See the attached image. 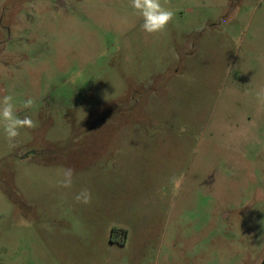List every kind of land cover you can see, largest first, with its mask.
I'll return each instance as SVG.
<instances>
[{
    "label": "rangeland",
    "instance_id": "1",
    "mask_svg": "<svg viewBox=\"0 0 264 264\" xmlns=\"http://www.w3.org/2000/svg\"><path fill=\"white\" fill-rule=\"evenodd\" d=\"M160 2L0 0V264L264 262V0Z\"/></svg>",
    "mask_w": 264,
    "mask_h": 264
},
{
    "label": "clouds",
    "instance_id": "2",
    "mask_svg": "<svg viewBox=\"0 0 264 264\" xmlns=\"http://www.w3.org/2000/svg\"><path fill=\"white\" fill-rule=\"evenodd\" d=\"M131 6L143 18L142 30L148 34L162 32L172 21L174 13L172 10L162 6L160 0H130ZM257 99L264 102V88L257 93ZM14 97L5 95L0 98V121L4 122V131L6 138L11 143L20 135V129L35 128L36 124L30 116L21 118L16 114ZM34 104L32 98L23 102L24 108H31ZM14 146V145H13ZM72 169H65L64 179L60 182L63 187H70L72 184ZM172 183L175 188H179L182 183V177H173ZM78 202L90 203L91 193L88 189H82L75 197Z\"/></svg>",
    "mask_w": 264,
    "mask_h": 264
},
{
    "label": "crops",
    "instance_id": "3",
    "mask_svg": "<svg viewBox=\"0 0 264 264\" xmlns=\"http://www.w3.org/2000/svg\"><path fill=\"white\" fill-rule=\"evenodd\" d=\"M119 244H122V242H118Z\"/></svg>",
    "mask_w": 264,
    "mask_h": 264
},
{
    "label": "water",
    "instance_id": "4",
    "mask_svg": "<svg viewBox=\"0 0 264 264\" xmlns=\"http://www.w3.org/2000/svg\"><path fill=\"white\" fill-rule=\"evenodd\" d=\"M261 264H264V262H262Z\"/></svg>",
    "mask_w": 264,
    "mask_h": 264
}]
</instances>
